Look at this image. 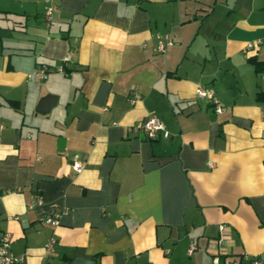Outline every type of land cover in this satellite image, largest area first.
<instances>
[{"label":"crops","instance_id":"1","mask_svg":"<svg viewBox=\"0 0 264 264\" xmlns=\"http://www.w3.org/2000/svg\"><path fill=\"white\" fill-rule=\"evenodd\" d=\"M54 1L46 25L42 0H0V233L19 264L264 260V0ZM151 114L168 137L131 130Z\"/></svg>","mask_w":264,"mask_h":264},{"label":"built area","instance_id":"2","mask_svg":"<svg viewBox=\"0 0 264 264\" xmlns=\"http://www.w3.org/2000/svg\"><path fill=\"white\" fill-rule=\"evenodd\" d=\"M45 3V10H44V22L48 25L52 19V16L57 9V5L54 0H42ZM156 39L158 41V51H164V49L168 46L173 45V40L171 39L169 34H157ZM253 47V45H248L246 50ZM245 50V51H246ZM70 55H66L62 59V64L56 65L51 69L47 65H41L35 71L27 76L28 79H34L37 81H44L48 74L51 71L56 73L65 74L64 65L65 63L70 61ZM195 95L199 99L207 100L213 107V110L217 114H221L226 111L227 107L220 104L216 99L215 92L212 88H208L204 85H200L195 90ZM140 98L138 93H133L132 97L130 98L131 103H135ZM132 131L135 132H142L144 133L147 138L149 139H157L159 135L163 137H168L169 133L166 130L165 126L162 124L160 119L155 115L151 114L147 117V119L143 121H138L131 127ZM84 167V163L80 161H75L72 164V169L75 172H80ZM47 223L51 225H57L58 221L56 219H47ZM55 243V239L52 238L46 245V251L51 250L53 244ZM195 249V246L192 244L189 248L188 253H192ZM23 261L22 256H16L11 251V235L7 232L0 233V264H19ZM212 264H221L220 258L218 255H213L212 257ZM231 264H239L238 262H233ZM252 264H264V260H259L257 258L252 260Z\"/></svg>","mask_w":264,"mask_h":264},{"label":"water","instance_id":"3","mask_svg":"<svg viewBox=\"0 0 264 264\" xmlns=\"http://www.w3.org/2000/svg\"><path fill=\"white\" fill-rule=\"evenodd\" d=\"M57 97L55 95H47L42 98L36 109V113H40L46 115L50 112V110L56 105ZM64 140L59 139V144H63Z\"/></svg>","mask_w":264,"mask_h":264},{"label":"trees","instance_id":"4","mask_svg":"<svg viewBox=\"0 0 264 264\" xmlns=\"http://www.w3.org/2000/svg\"><path fill=\"white\" fill-rule=\"evenodd\" d=\"M250 62L254 65V68L258 74L264 73V62L257 61L255 59H250ZM257 100L264 102V88H262L258 93H257Z\"/></svg>","mask_w":264,"mask_h":264}]
</instances>
